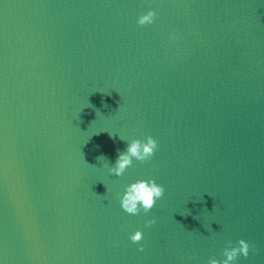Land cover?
Segmentation results:
<instances>
[{"label":"water","instance_id":"95a60500","mask_svg":"<svg viewBox=\"0 0 264 264\" xmlns=\"http://www.w3.org/2000/svg\"><path fill=\"white\" fill-rule=\"evenodd\" d=\"M119 136L158 148L117 178ZM140 178L165 192L126 215ZM239 239L264 264V0H0V264H207Z\"/></svg>","mask_w":264,"mask_h":264},{"label":"clouds","instance_id":"9594fccd","mask_svg":"<svg viewBox=\"0 0 264 264\" xmlns=\"http://www.w3.org/2000/svg\"><path fill=\"white\" fill-rule=\"evenodd\" d=\"M156 15L154 10H148L146 13L139 15L136 19L137 26L144 27L153 24ZM178 38L176 33L169 34V39L172 41ZM119 138L121 141H126V148L123 151H118L115 163L112 166L105 163L108 174L117 178L121 177L126 169L132 167L134 161L140 164L149 161L158 148L157 142L151 136H146L143 140L133 139L130 141L120 136ZM97 159L107 161V157L103 155L97 157ZM164 192V187L156 183L153 178H140L125 185L122 192H118L116 197L121 211L126 215L136 216L141 213L147 215L156 202L162 198ZM153 224H155V220L149 219L146 221L145 227H150ZM142 238L143 233L139 230L133 231L128 236V240L132 244H139ZM253 249L254 245L244 239L237 240L235 244L228 241L220 253L223 259L210 257L207 264H238L240 258L247 260L250 251ZM137 250L142 252L144 249L141 246Z\"/></svg>","mask_w":264,"mask_h":264}]
</instances>
